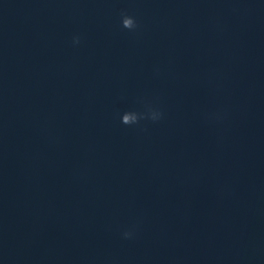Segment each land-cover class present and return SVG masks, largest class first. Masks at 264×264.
Segmentation results:
<instances>
[{
    "label": "clouds",
    "instance_id": "1",
    "mask_svg": "<svg viewBox=\"0 0 264 264\" xmlns=\"http://www.w3.org/2000/svg\"><path fill=\"white\" fill-rule=\"evenodd\" d=\"M121 27L129 31H136L139 28V24L134 16L128 15L125 12L121 13ZM81 42L79 36L73 37V44L78 45ZM162 113L159 111L149 109V114L147 118H150L153 121H157L161 118ZM146 118L145 113L137 112L135 110L125 111L121 114L120 119L121 123L127 126L137 125L139 122ZM124 237L131 238V232H125Z\"/></svg>",
    "mask_w": 264,
    "mask_h": 264
}]
</instances>
